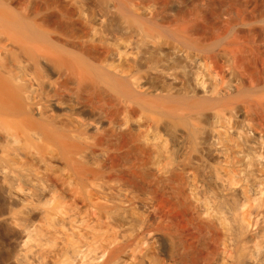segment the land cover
Segmentation results:
<instances>
[{"label":"bare ground","instance_id":"obj_1","mask_svg":"<svg viewBox=\"0 0 264 264\" xmlns=\"http://www.w3.org/2000/svg\"><path fill=\"white\" fill-rule=\"evenodd\" d=\"M52 165L148 217L69 209ZM0 200V264H264V0H0Z\"/></svg>","mask_w":264,"mask_h":264},{"label":"rangeland","instance_id":"obj_2","mask_svg":"<svg viewBox=\"0 0 264 264\" xmlns=\"http://www.w3.org/2000/svg\"><path fill=\"white\" fill-rule=\"evenodd\" d=\"M66 172L69 174L68 169L65 170L63 165H52L46 177L48 178V181L54 185L57 197L64 201L69 209L82 213H84L86 209L87 212L88 208H91L89 209L90 211L94 209L96 210V215L100 222L105 223V220L110 219L114 226L124 223L126 219L130 220L132 226H135L148 217L147 213L138 207L137 201L149 199V195L137 187L123 186L106 194L97 189V187L95 188L92 186L87 180V182L85 180H78L77 182L76 179H73L75 177L74 175V177L70 176V174L67 176L68 174ZM107 178L105 177V180H102L104 182L100 180V182H102H99L101 184H99L100 187H108V182L110 181L108 179L107 182ZM114 197H117L118 203L110 202ZM123 203L127 204L128 207L124 208L122 205ZM162 211L164 210L162 209ZM106 215L109 216L108 219L106 218ZM95 220H97L96 216ZM103 223L99 224L103 225ZM111 234L113 235V232H111ZM171 249V246H167L164 252H150L154 253L152 256L154 260L153 262H155L154 264H177L175 260L168 257V253L171 252ZM11 250L12 244L8 239L7 233L2 227H0V262L9 252H11Z\"/></svg>","mask_w":264,"mask_h":264}]
</instances>
